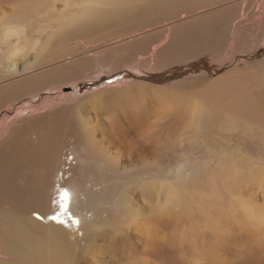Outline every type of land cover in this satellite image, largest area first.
<instances>
[{"label": "rangeland", "instance_id": "1", "mask_svg": "<svg viewBox=\"0 0 264 264\" xmlns=\"http://www.w3.org/2000/svg\"><path fill=\"white\" fill-rule=\"evenodd\" d=\"M22 1L25 2V0H0V17L5 15L4 18H6L3 23H0V59H2V61H0V151L7 147L10 137L13 134L20 132L22 129H26V127L27 129H30L33 127L37 132L43 133L45 132V129H42L43 126L50 122H52L54 126L56 121H58L55 128L57 129V132L59 131L58 135H60L63 140L62 153L64 154L62 156V161L64 158H69V156V159H71L72 156L75 157V160L72 161V164H75L74 168L70 166L71 168L68 169L66 176H75L78 177L79 180H85L89 186L91 185L90 181H92L93 175L85 174L81 176L80 165L76 163V142L68 134L72 128L69 126V122H71V120H76V122L82 120L83 124L87 125L88 123V127L95 128H97L101 116H104L106 120L110 122H112L115 117L118 119H124L126 124L133 121V123L142 122L144 114L146 112L149 113V109H153L156 106V104L150 102L160 96L151 93L149 88H146L149 92L147 94H141V97L138 96L136 102L127 101L128 99L124 97V99H122V97H108L107 99L101 100L99 96H95L96 93L87 95L89 90L98 91L100 88L104 89L107 87L120 89L123 84L133 82L144 85L153 84L159 87L162 86L164 89L169 87L167 90L176 91L175 89L178 87L176 85L181 81H184L182 84L180 83L181 87L184 86V84L186 86L199 83L203 84L206 80L211 81L206 78L205 75L207 74L208 76L210 75L211 78H216L217 76L240 66L248 67L250 64L248 68L254 66L264 67V44L260 41V39L263 40L264 37V18L262 17L261 19L262 6H259L261 4L260 1L259 3L253 1V5H251L252 8L247 9L248 13L254 16L252 18L240 16L242 12H240L241 10H239V8L232 13V17H230V27L228 26V32L224 33L227 36H225L226 39L224 37L225 42L222 43V46L220 47L221 50L215 53L208 50H204V53L203 51L199 52L193 49L186 52L184 48H178L176 45L175 48L169 49L170 37L166 41V34L169 30L167 25H172L171 20H177L178 17L176 18L173 14L178 8L171 10L167 6H179L182 11L187 10V12L189 10L192 11L195 7V15L196 13L198 14L199 12L204 11L205 13L207 12L205 19L219 23L224 20L221 17H227L226 13L223 12L222 8H220L221 11H216V13L211 12L210 10L211 8H216V6H218L217 4L220 2L208 3L205 0L173 1L163 3V6L157 7L151 12L136 16V18L126 17L123 20L102 22L103 24L98 23L99 25L87 24V26L82 29H74L72 27V29L68 28L69 32L64 29L67 31V34H65L64 30L60 29L56 31L57 33L55 32L53 36H50L47 32V26L56 21V19L49 18V20H46L44 17L41 18L39 13L34 9H31L30 4ZM37 1L38 3H41V0ZM56 1L58 5L54 10L58 9L55 11H61L65 16L69 15L76 9L74 6L69 7V2H63L62 0ZM232 1L234 2V0H226L222 2L228 4V2L231 3ZM208 4L214 5L211 6ZM17 11H19L17 17L20 16L21 19L15 16V12ZM187 12L182 14L188 16L189 13ZM31 13H34L35 18H31ZM195 18L196 17L192 16L191 19ZM236 23H238L237 28H233ZM200 24L206 25L204 23H198L197 25ZM183 25L185 28L195 29V25L189 23ZM171 27H173V25ZM240 27H242L243 30L239 29ZM14 28L19 30V34H6L8 29ZM163 29L166 33L165 31L163 33ZM237 29L240 31L236 32ZM187 31L189 34L191 33L190 30ZM79 32L82 33L80 34ZM177 35L180 37V33L177 32ZM234 36L236 38H234ZM239 38H242V40L245 39L247 42L246 46L243 45L244 47H241L240 50L237 49L236 45L234 47L230 46L234 40L236 42ZM177 44L179 45V39ZM233 48L237 49V53L236 51L234 54L232 53ZM180 50H183V52ZM152 54L160 56V67L145 64L146 59L152 60ZM189 55L193 58L191 59ZM14 64H16V70L21 71L24 69L25 71L21 74H14L10 67ZM98 64H101L100 67L102 68H110L111 70H114L112 74L108 75L107 78H104V80H101L100 82H96V80L98 81L97 77L100 75L102 76L103 74L94 75V78L92 76L94 69L95 67H98ZM118 74L122 77L114 79ZM129 74L132 77L129 79L130 81H127L124 77ZM72 84H79L81 94L77 92L75 93V91H70L71 94L67 91L66 93L65 90L63 92V88H66L67 86L69 87ZM83 84L85 88L84 91H81ZM122 88L125 87L123 86ZM60 90H62V94L60 93ZM63 94L65 96H63ZM96 100H98L99 104L96 103ZM124 100L126 103L120 107L119 105ZM99 101H102V103ZM124 106L127 108L125 109ZM10 111L13 112L10 113ZM125 112H128L129 115ZM262 121L264 122V116H262ZM218 129H214L215 132L212 134L210 133L211 135L193 134V132L188 131L178 132L177 130H172V132H169L171 146L163 150L165 158L158 163L155 161L157 159L156 155L153 154L149 159L150 161L154 160L153 163L155 162L154 165L158 168H151V170L157 171L155 173L156 175L149 176L148 174H142V176L140 174L142 179L139 177V173H141L140 170L142 169L141 163H138L139 161H137V163L131 162L128 158L130 152L129 145L131 138L134 137V132L131 134L126 133L125 136L121 135V137L115 136L117 143L121 144L124 148L120 160V173L113 174L110 182H104L103 185L108 188L115 185L117 192L111 198L102 200L98 203L99 210L97 214L92 215L91 220L83 229L71 232L70 242H72L75 247V264H264V233L261 234L260 232L261 230L264 232V224L262 225L263 221H260V226H258L259 224H256L257 226L253 224V226L249 223L250 220H246L247 218L244 220L241 213L237 212L239 210H236L234 207H226V209L223 210V213L218 214L214 212V210L212 211V209H209V207L201 201L200 195L191 193V189L194 188L191 186V184H193V174H195L196 170L200 169L207 178L209 176L216 177V175H220L218 177V183L221 193L227 198L226 202H230L229 199H232L235 203L239 197H247L250 195L253 198L252 202L255 205V209L260 205L261 208L264 207V198H255V193L252 192V189H254L252 187L254 183L252 182L256 179L252 174L245 171V167L250 165L249 160L251 153L249 149H264V141L261 140L260 144H258V142L254 144L252 139H249L250 142L248 149L245 145L241 144L243 142H239L240 140L238 139V136L232 140L226 132ZM46 130H48V128ZM84 131L86 133L88 132L87 130ZM115 131L116 130L112 132L111 130V134H114ZM166 131L167 132L162 137L163 140L168 138V128H166ZM257 131V133L263 132L261 130ZM231 133L238 134L236 131H232ZM30 134L31 137L34 138V132V136L32 132H30ZM95 138L97 141H102L100 132L96 131ZM164 143H156V146L159 145L157 146L159 148L155 151L159 150L162 145L164 146ZM103 145L105 146V144ZM112 152L116 153L117 147L113 149L111 153ZM255 164L256 163L252 165L255 166ZM228 165H232L234 168L240 170L239 179L236 180L235 183L225 178L224 174H226V171H229ZM110 171L111 167L107 173L103 172V174H109ZM144 175L147 178H145ZM142 185L143 187H152V193L147 194L145 190L148 187L143 188ZM208 185V183L203 182L195 187L203 190V186ZM164 186L173 188L176 191V194L180 195V198L181 196L182 198L190 197L189 200L185 199L183 201V205L186 208L184 209L187 211H182V218L178 216L180 221L177 220V215H180L178 212H181L179 207H169L165 212L163 211L162 214L160 210H158L159 203L163 202L161 199L162 197L164 198L163 191L166 188ZM100 187L101 186H95L94 189L96 190ZM160 187L163 188L160 189ZM94 193V191L90 190L87 192L89 195V197L87 196L89 203H91V198ZM125 194H127L128 197V209H131L132 211L129 220L125 218L118 219L116 222L109 219L107 220V216H109L107 208L113 205V202L116 204L117 200H119L118 204H121V197ZM193 195L195 197H192ZM191 197L193 198V201L195 200L193 205ZM88 201L87 204H89ZM9 203L10 201L6 199L5 203L1 204V207H4L5 209L13 208ZM197 204L201 207L200 210L199 207H197ZM191 206H193V209ZM189 208L191 210H189ZM230 208L232 210L229 211ZM86 211L88 217L93 213L92 208H87L85 212ZM134 212L137 214L135 215ZM260 213L262 214L260 216L264 219V210ZM169 214L170 216H168ZM151 216L152 218L155 217L154 221H152ZM210 216H212V218ZM190 218L191 221H189ZM216 218L218 220H216ZM220 218L223 219L221 220ZM155 221L158 222L156 223ZM181 221L185 222V226L183 224L184 222L181 223ZM246 221L248 223H246ZM206 224L209 229H207ZM177 226H180V228ZM218 226L220 228H218ZM157 228L159 230L156 232ZM244 228L246 229L243 230ZM183 229L184 232L187 233H184L182 231ZM256 229L260 231H257ZM167 230L169 232H167ZM174 232L176 235H173ZM87 234L89 235L90 242H86L83 239ZM162 234H165L166 237H164L165 235L162 236ZM185 234H189L188 236L190 237L185 236ZM199 236L200 238H198ZM186 237L191 242H189ZM191 237L197 239H191ZM164 238L166 239L165 241ZM175 238H178L179 241ZM158 239H161V241ZM198 239L200 243L196 241ZM45 241L56 243L59 242V239L45 237L44 242ZM159 241L161 242V246ZM172 241L173 244L171 243ZM167 243L169 244L167 245ZM190 243L193 244L191 245ZM194 243H197L198 246ZM206 243L208 245H206ZM164 244L166 245L164 246ZM150 245L151 248H149ZM208 246L211 247L212 251H210ZM196 247H198V250L201 252L198 250L196 252ZM160 248L162 249L160 250ZM179 249L181 251H179ZM218 249L220 252L216 251ZM151 251L154 253H151ZM189 252L190 254H193L187 255ZM216 252L218 254H216ZM180 254H183L182 257ZM221 255L223 256L222 260H220ZM206 257L208 260H205ZM210 257L212 260L217 259L216 261L218 262L214 260L212 261ZM196 259H200V262ZM0 261L10 264H25L20 256L7 252L4 244L1 243Z\"/></svg>", "mask_w": 264, "mask_h": 264}, {"label": "bare ground", "instance_id": "2", "mask_svg": "<svg viewBox=\"0 0 264 264\" xmlns=\"http://www.w3.org/2000/svg\"><path fill=\"white\" fill-rule=\"evenodd\" d=\"M62 1L69 2L68 6L69 7L74 6L76 9L73 10L69 15L65 16L61 11L58 12L55 11L58 9L54 10V8L58 5L56 0H41V3H38L37 0H25V2L24 1L22 2L30 4L31 9H34L37 13H39L41 15V18L44 17L46 18V20H49V18L56 19V21L48 24L47 26V30H48L47 32L49 33L48 35L53 36V34L60 29L68 30V28L72 29V27L74 29L75 28L82 29L83 27L87 26V24L96 25L102 22L123 20L126 17L136 18V16L142 15L146 12H151L157 7L163 6L162 5L163 3H169V2L181 1V0H62ZM205 1L208 3L220 2L217 4L218 6H216V8H211L210 11L216 13V11H221L220 8H222L223 12L226 13L227 17L226 18L221 17L224 20L222 22L215 23L209 19H205L207 16L206 14L207 12L205 13L203 11V12H199L198 14L196 13L195 15L196 9H194L195 8L194 6H193L194 7L193 10L192 11L189 10L188 12L187 10L182 11V9L179 6L177 7L167 6L171 10H175L178 8L175 12L173 11L174 12L173 16H175L176 18L178 17L177 20H171L173 27H171L172 26L171 24L167 25L169 27V30L166 34V41L170 37L169 40L170 44L168 46L169 49L175 48L176 45L178 48L179 47L184 48L186 52L190 49L199 52L201 51L204 52V50L213 51L214 53L218 52L219 50H221L220 47L222 46V43L225 42L224 37L226 35L224 33L228 32L231 23L230 17H232V13L235 12L237 8H239V10H241L240 12H242L240 16L249 17V18L254 17L247 11V9L252 8L251 5H253L252 4L253 1H257L258 3L259 1L261 2V4L259 5L262 6L261 19L262 17L264 18V0H234V2L233 1L231 3L228 2V4H224L222 2L226 0H205ZM208 5L212 6L214 4H208ZM19 11L15 12L16 17ZM184 12L189 13V15L188 16L183 15L182 13ZM4 16L5 15H2L0 17V23H3L4 20L6 19L4 18ZM30 16L31 18H35L34 13H31ZM192 16L196 18L191 19ZM17 18L21 19L20 16ZM185 23L195 25V29L193 30V28H189V29L185 28L183 25ZM198 23H204L207 26L203 24L197 25ZM237 26L238 23H236L233 26V28H237ZM239 29L243 30L242 27H240ZM239 29H237L236 32H239L240 31ZM187 30H190L191 33L189 34ZM164 31L165 30L163 29V33ZM66 32L67 31H65V34H67ZM177 32L180 33V37L177 35ZM6 34L7 35L19 34V30L17 28L8 29L6 31ZM234 38L236 37L234 36ZM178 39H179V45L177 44ZM244 40H242V38H239L238 40H236V42L234 40V42H232L230 46L234 47L236 45L237 49L240 50L241 47H244L243 45L246 46L247 42L246 40L245 41ZM260 41L263 42L264 44V37L263 40L260 39ZM237 49L233 48L232 53L234 54L235 51L237 53ZM180 51L183 52V50ZM159 57L160 56L152 54L151 56L152 60L146 59L145 64L150 66L160 67L161 61ZM189 57H191V55H189ZM0 58H1V50H0ZM192 58L193 57H191V59ZM0 61H2V59H0ZM100 66L101 64L100 65L98 64V67H95L94 72L92 74L93 78L95 77L94 75L103 74L102 76L100 75L97 77L98 81L96 80V82H100L101 80H104V78H107L108 75L114 72V70H111L110 68H102ZM10 67L13 70L14 74L15 73L21 74L25 71L24 69L21 71L16 70V64L11 65ZM248 67L240 66L231 69L230 71L225 72L217 76L216 78H211L210 75L208 76V74L207 75L204 74L206 78L211 81L206 80V82H204L203 84L199 83V84L186 86L183 83L184 86L181 87L180 83L182 84V82H184L181 81L179 84L176 85L178 86L177 88L175 87L176 91L167 90V88L169 87L164 89V87L162 86L159 87L153 84L144 85L141 84L140 82H139L140 84L133 82H131L132 84L125 83L123 84L125 88H122L123 87L122 86L120 89L118 88L119 90L114 88L112 89V87H110L111 89L108 87L104 89L100 88L99 90L94 89L98 91L89 90V92H87V95L96 93L95 96H99L101 100L107 99L108 97L110 98L122 97V99L127 98L128 99L127 101L136 102V100H138V96H140L141 94H147L149 91L153 94L160 95L158 96V98H155L154 101L150 102L152 104H156V106L154 105L155 107L153 109L152 108L149 109L150 110L149 113L146 112L144 114V117L142 118L143 119L142 122L140 121L133 123L134 122L133 121L126 124L124 119H118L116 117L113 119V121L111 120L112 122H110L106 120L104 116L100 117L97 128L88 127V123L87 125L83 124L82 120L76 122V120L74 119L75 121L71 120V122H69V126H71L72 128L70 129V132L68 134L76 142V148H77L76 163L80 165L81 176L85 174L93 175L92 181H90L91 182L90 186L86 183L85 180H79L78 177L66 176L68 169H70L71 167L74 168L75 164L73 165L72 161L75 160V157L72 156L71 159H69L70 158L69 156V158L68 157L64 158V160L62 161V156L64 154L62 153L63 140L60 137V135H58L59 131L57 132V129L55 128L58 121H56V124H54V126L52 122L43 126L42 129H45V132L43 133L37 132L33 127L30 129H27L26 127V129H22L20 132L13 134L10 137V141H8L7 147L0 151V243L4 244L7 252H11L17 256H20L25 262V264H75L76 254L74 252L75 247L73 243L70 242L71 232L80 231L81 229H83L85 225L88 224V222L91 220L92 215L97 214L99 210L98 203L102 200L111 198L117 192V188L115 185L110 188L105 187L103 185L104 182H110V179L113 174L120 173L119 171V169L121 168L120 160L124 148L123 146H121V144L117 143L116 140L117 136L121 137V135L125 136L126 133L131 134L132 132H134L133 135L134 137L131 138V142L129 145L130 152L129 154L128 153L127 154L131 162L137 163V161H139L138 163H141L142 169L140 170L141 173H139V177L141 179L143 176L142 174H148L149 176L156 175L155 173L157 171L151 170V168L152 169L155 168L158 169V168L154 165L155 164V162L153 163L154 160L150 161L149 159L151 156H153V154L156 155L157 159L155 161L158 163L165 158V154L163 150L171 146L169 141V134H170L169 132H172V130H177L178 132L188 131V132H193V134L195 133V134L211 135L212 133L215 132L214 129L219 128L218 130L226 132L228 136L232 138V140L233 138H236V136H238V139L240 140L239 142H243L241 144L245 145L248 149L250 142L249 139H252V142L254 144H256V142L260 144L261 140L264 141V122L262 121V116H264V67H257V66H254L257 68L254 67L248 68ZM121 77L122 76L118 74V76L114 77V79H119ZM131 77L132 76L129 74L128 76L124 77V79L130 81L129 79H131ZM79 84H72L69 87L67 86L66 88H63V92L65 89L71 88L68 89L67 92L70 93V91H75V93L77 92L81 94L79 89L80 88ZM84 88L85 86L83 84L81 91H84ZM146 88L147 89L149 88V91L146 90ZM61 91L62 90H60V93ZM64 94L63 96H65ZM125 100L122 101L123 104L121 102V104L119 105L120 107H122L126 103ZM99 102L102 103V101ZM96 103L99 104L98 100H96ZM124 108L126 109L127 107L124 106ZM12 112L13 111H10V113ZM125 113L128 114V112ZM47 128L48 130H46ZM166 128H168V138L163 140L162 137L167 132ZM84 130H87L88 132L86 133ZM111 130L112 132L114 130L116 131L114 134L113 133L111 134ZM257 130H261L263 132L257 133L258 132ZM96 131L100 132L102 136L101 138L102 141H97V139L95 138ZM232 131L233 132L236 131L238 132V134L231 133ZM30 132H32V134L34 132L35 134V136L33 134L34 138L31 137ZM164 142H169V143H164ZM156 143L158 144L164 143V146L162 145V147L159 150L155 151L157 148H159L157 147L159 145L156 146ZM103 144H105V146ZM116 147H117V152L111 153V151ZM249 151L251 153V157L249 160L250 165L245 167V171L249 174H252V176L256 179L255 181L252 182L254 183L252 185V187L254 188L252 189V192L255 193V198L259 197L262 199L264 198V149L256 150L255 148H250ZM254 163H256L255 166L252 165ZM110 167H111V171L109 172V174L111 175L103 174V172L107 173V171L110 170ZM228 168L229 171H226V174H224L225 178L235 183L236 180L239 179L240 170L234 168V166L232 165H228ZM140 174L142 176H140ZM219 176L217 175L216 177L209 176L207 178L203 174L202 170L200 169L196 170L195 174H193L192 177L193 184H191V186L194 188L191 189V193H196L197 195H200L201 201L205 203V205H207L209 209H212V211L214 210V212L218 214L223 213V210L226 209V207H234L236 208V210H239L237 212L241 213V216L244 217V220L247 218L246 220L249 219L250 220L249 223L251 225L259 224L258 226H260L261 225L260 221L264 222L263 217L260 216L262 215L260 212L261 211L263 212L264 209L262 208L264 207L261 208L260 205L255 209V205L252 202L253 198L250 195H248L247 197H239V199L235 203L232 201V199H229L228 197L230 202L227 201L228 202L227 203L226 202L227 198L221 193L219 187V183H218ZM203 182L209 184L208 186H203V190L202 189L200 190L198 189V187H195L199 183H203ZM145 184L148 185L147 183ZM95 186H101V187L95 190L94 189ZM247 186L249 187L248 184ZM146 187L148 186H144L143 188ZM162 188L163 187H160V189ZM89 190L95 192L93 197L91 198V203H89L87 199L89 197V195L87 194ZM152 191H153L152 187H148L145 190L147 194H151ZM195 191H198L199 193ZM163 192H164V198L162 197L161 199L163 200V202L159 203L158 210H160L162 214L163 211L165 212V210H167L169 207L173 208V206H177L176 208L179 207L181 211L178 212V214L180 215H177L176 213L177 218L178 216L181 217L182 211L186 209L183 205L184 204L183 201L185 199L189 200L190 197L182 198L181 196L180 198V195H177L176 191L173 188H169V187H166ZM195 196L193 195L192 197ZM6 199L10 201L9 204H11L13 208L5 209L4 207H1V204L5 203ZM87 201L89 204H87ZM194 201L192 198V205ZM118 202L119 200H117L116 204L115 202H113L112 203L113 205L107 208L110 216V217L107 216V220L109 219L115 222L116 220L121 218H125L129 220V216L132 214V211L131 209H128L129 205H128L127 194L121 197L122 205L118 204ZM186 205L189 206L188 204ZM192 207L193 206H191V208ZM197 207H199L198 204ZM87 208H92L93 210V213H91L90 217H88L87 211L85 212ZM200 208L201 207H199V210ZM189 210L191 209L189 208ZM230 210L232 209L230 208L229 211ZM186 211L187 210H185V212ZM134 214L136 215L137 213L134 212ZM236 214L239 215L238 213ZM168 216H170V214ZM210 217L212 218V216ZM154 218H152V221H154ZM217 218L216 220H218ZM220 219L222 220L223 218ZM177 220L180 221L179 218ZM189 221H191V218ZM183 222L181 221V223ZM263 222L262 225L264 224ZM246 223L248 222L246 221ZM183 224L185 226V222ZM178 228H180V226ZM218 228L220 227L218 226ZM207 229H209L208 225H207ZM245 229L246 228H244L243 230ZM158 230L159 229L157 228L156 232ZM168 230L167 232H169ZM182 231L184 232V229ZM260 232L261 234L264 233L263 230H261ZM163 235L165 234H162V236ZM173 235H176L175 232ZM188 235L185 234V236L190 237ZM45 237L58 238L59 242L49 243L45 241L47 242L45 243L44 242ZM164 237H166V235ZM178 238L175 239L177 240ZM198 238H200V236ZM83 239L86 242L87 241L90 242L89 241L90 238L88 234L84 236ZM191 239H197V238L191 237ZM158 240L161 241V239ZM165 240L166 239L164 238V241ZM187 240L189 239L187 238ZM196 241L200 243L199 239ZM189 242L191 241L189 240ZM171 243L173 244V241ZM168 244L169 243H167V245ZM151 245L149 248H151ZM165 245L166 244H164V246ZM206 245L208 244L206 243ZM160 246H161V242H160ZM196 248L197 249L195 250L197 252L198 247ZM209 248L210 251H212L211 247ZM161 249L162 248H160V250ZM181 250L179 249V251ZM216 251L218 252L219 249ZM217 252L216 254H218ZM151 253L154 252L151 251ZM189 254L190 252L187 255ZM222 255L221 257L219 256L220 260L223 259ZM196 260L195 262L197 263V261H199L200 259L197 261ZM205 260H208V258L206 257ZM0 264H10V263H5L3 261H0Z\"/></svg>", "mask_w": 264, "mask_h": 264}, {"label": "water", "instance_id": "3", "mask_svg": "<svg viewBox=\"0 0 264 264\" xmlns=\"http://www.w3.org/2000/svg\"><path fill=\"white\" fill-rule=\"evenodd\" d=\"M68 89H65V91H67Z\"/></svg>", "mask_w": 264, "mask_h": 264}]
</instances>
